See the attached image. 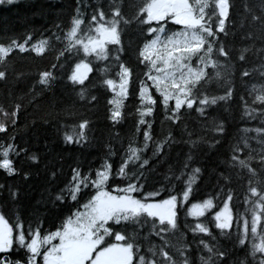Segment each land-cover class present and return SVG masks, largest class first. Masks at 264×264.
<instances>
[{
	"label": "trees",
	"instance_id": "16d2710c",
	"mask_svg": "<svg viewBox=\"0 0 264 264\" xmlns=\"http://www.w3.org/2000/svg\"><path fill=\"white\" fill-rule=\"evenodd\" d=\"M227 2L224 31L217 34L211 55L216 67L199 65L205 74L192 89L196 98L193 107L182 105L178 114H173L170 108L165 110L157 103L152 114L145 116L146 121H151L149 126L138 123L142 105L136 77L145 79L142 73L147 69L138 62L137 52L139 46L153 38L134 19L140 0H15L13 3L0 0V44L7 47L13 40L25 44V51L13 48L0 61V71L6 73L5 78H0V107L11 112L19 106L14 124L0 113V120L6 123V129L0 131V145L14 146L10 158L16 169L11 174L0 169V215L10 225L19 221L25 229L28 223L33 228L39 225L42 234L54 231L72 213L83 211L81 206L94 194L91 189L84 190L77 196L78 202L71 198L55 199L69 185L72 169L78 167L87 173L106 160L115 171L126 158L127 150L134 147L139 149L140 160L135 166L130 163L125 167L128 175H141L143 192L137 198L160 191L159 198L163 199L165 189L178 191L191 170L199 168L185 205L211 196L218 211L230 190L233 221L228 229L220 230L215 227L211 210L203 217H191L185 207L178 212L175 227H166L167 221L161 222L146 213L119 224L110 221L109 226L131 236L140 246L141 255L153 264H259L264 253L251 254L250 241L256 238L251 236L250 227L245 243H238L243 224L235 217L246 215L250 225V211H245L251 209L255 199H248L250 182L264 191L261 163L264 131H256L264 130V103L255 100L256 95L264 94V0ZM113 8H119L123 19L128 21L118 24L121 44H107V55L101 59L91 52L85 56L76 40L95 36V24L101 21L99 18L91 21L92 15L102 10L105 20H111ZM75 19L81 24L70 41L68 33ZM160 23L166 32L180 30L171 20ZM152 26L155 28L157 23L153 22ZM37 44H41V52L32 51V46ZM221 45L226 57L217 52ZM116 48L123 51L116 53ZM116 55L132 69V78L123 98L121 118L113 122L108 118L112 108L108 101L115 93L103 81L118 79ZM79 59H85L92 68L83 85L67 79L66 69ZM197 59L194 56L191 63L197 65ZM42 72L51 73L47 84L40 81ZM229 88L230 96L215 104L208 103L202 113L196 111L201 107L199 99L225 96ZM158 95L154 94V99ZM169 105L174 107L175 101L170 100ZM83 120L89 123L82 141L77 143L74 139L66 143L65 133L73 129L79 133ZM218 126H222V132L216 131ZM145 128L150 134L147 146L143 137ZM156 145H160L159 151ZM33 154L36 161L29 158ZM143 160H148V164L141 168ZM239 160H245L247 167L240 165ZM124 182L128 181L122 182L119 176L113 178V183L120 186ZM108 188L111 190V185ZM196 223L207 225L211 235L193 232ZM257 227L259 232L261 225ZM106 238L109 243L114 240V236ZM16 247L14 244L9 259L23 258V250L17 251Z\"/></svg>",
	"mask_w": 264,
	"mask_h": 264
},
{
	"label": "snow or ice",
	"instance_id": "6c2138e0",
	"mask_svg": "<svg viewBox=\"0 0 264 264\" xmlns=\"http://www.w3.org/2000/svg\"><path fill=\"white\" fill-rule=\"evenodd\" d=\"M13 2L15 0H8V3ZM228 10L227 0H211V3L210 0H192L191 3L190 0H140L134 19H137L143 28L152 34L153 38L139 46L137 52L138 62L147 69L142 73L145 79L136 77L139 80V99L142 105L138 110L139 124L150 126L151 121H146L145 116L152 114L153 105L157 103L163 105L165 110L170 108L173 114H178L182 105H187L188 108L193 107L196 98L192 94V89L205 73L202 67L193 68L186 61H191L196 56L198 57L197 65L203 63L216 67V61L211 59V55L214 44L217 42V34L224 31ZM111 16V20H105V13L102 10H97L96 14L92 15L91 21L95 22L98 18L101 21L95 24L96 35L87 36L85 34L86 39L76 40L77 44L82 45L85 56L91 52L97 59H101L107 55V44L114 46L121 44L118 24L121 22L127 24L128 21L123 19L119 8H113ZM213 18H215V30H213ZM167 20L181 26L180 30L166 33L164 24L160 22L167 23ZM153 22L157 23L155 28L152 26ZM80 24L79 19L73 21V26L68 33L70 41L75 37L77 26ZM13 48H18L23 52L25 44L17 43L15 40L11 41L7 47L0 44V61H3ZM42 50L41 44L32 46V51L41 52ZM115 51L120 53L123 49L116 48ZM217 52L220 56H227L222 45ZM115 60L118 68L115 75L118 79L103 81L107 88L115 93V96L108 101L112 105L108 118L113 122L121 118L123 98L127 95L129 80L132 78V69L126 63L121 62L119 55L115 56ZM158 63L160 67H157ZM91 71L90 63L85 59H79L69 69H66L69 73L67 79L74 84L83 85ZM153 72L156 74H152ZM246 74L242 73V75ZM5 77L6 73L0 71V78ZM49 78H51L50 72L40 73L41 83L47 84ZM231 93L232 89L229 88L225 96L211 98L205 96L199 99L201 107H197L196 111L202 113L204 106L208 103L215 104L217 100H224ZM154 94L159 95L154 99ZM170 100L175 101L174 107L169 105ZM255 100L264 103V94L256 95ZM18 108L17 105L15 109L8 112L0 107V113H3L14 124ZM88 123L87 120H83L79 124V133H76L74 129L65 133V142L72 143L74 139L77 143L81 142ZM5 129V121L0 120V131ZM216 131L222 132V126H218ZM256 131L264 130L257 129ZM143 137L145 146H147L150 138L148 128L143 130ZM13 147L11 143L7 147L0 145V169L9 174L16 171L13 159L10 158ZM159 148L160 145H156L157 151ZM138 152L139 149L130 147L125 153L126 158L123 159V163L115 171L106 160H102L95 169L90 168L87 173L81 172L78 167L73 168L69 185L61 189L55 199L71 198L77 201V196L87 189H91L94 194H91L90 199L81 206L85 209L84 211L72 213V216L64 220L54 231L42 234L39 225L33 228L32 224L28 223L25 229L24 224L19 221L10 225L5 217L0 215V264H153L141 255L140 246L133 241L131 236L122 235L121 231H115L113 226L107 224L108 221L119 224L120 221L127 220L130 216H138L140 213H146L148 217H156L161 222L167 221L166 227H175L177 214L185 207L187 215L191 217H203L211 210L210 214L216 228L225 230L230 227L233 221L232 209L229 207L233 193L230 190L226 192V198L223 199L222 207L218 211L213 206L214 197L211 196L185 205V201L189 200L192 194L194 180L200 172L199 168L191 170L188 179L183 182V186L178 191L176 188L165 189L163 199L159 198L160 191L144 193L142 198H137L143 192L141 175H128L125 166L130 163L135 166L140 160ZM13 154L18 155V153ZM29 158L33 161L37 160L35 154ZM261 163L264 164V158L261 159ZM147 164L148 160H143L140 167ZM239 164L247 167L245 160H239ZM249 171L254 173L252 169ZM116 176H119L122 182L125 180L128 182H124L123 186L115 184L113 178ZM176 179L179 180L181 177H176ZM109 185H111V190L108 188ZM174 191L177 194H173ZM247 191L251 193L248 199L255 198L251 209L245 210L246 213L250 211V225L246 215H237L235 219L243 224V230L239 232L238 243H245L249 227L251 236L256 238L250 241L251 254L255 256L257 252L264 253V191L252 186L251 182ZM248 199L245 200L246 204ZM258 224L261 225L259 232ZM192 231L211 235L209 227L203 223H196ZM113 236V242L109 243L106 237L112 238ZM201 243L205 248H209L204 241ZM14 244L17 246L15 250H23V258L9 259V253L13 250ZM209 251H211L210 248ZM164 255L167 256V253ZM217 255H223V253H217ZM259 264H264V257L260 259Z\"/></svg>",
	"mask_w": 264,
	"mask_h": 264
},
{
	"label": "rangeland",
	"instance_id": "374dc122",
	"mask_svg": "<svg viewBox=\"0 0 264 264\" xmlns=\"http://www.w3.org/2000/svg\"><path fill=\"white\" fill-rule=\"evenodd\" d=\"M179 26V25H178ZM179 28H181V26H179ZM166 33H171V32H166ZM162 37H163V34H162ZM186 63H188V64H190L193 68H197V67H201V66H197V65H194V64H192L191 63V61H186ZM157 67H160V65H159V63L157 64ZM203 68V67H202ZM204 69V68H203ZM154 74H156V73H154ZM85 210V209H84ZM83 210V211H84ZM133 216H130L128 219H130V218H132ZM73 219L75 218V217H72ZM127 219V220H128ZM108 222H110V221H108ZM108 222H107V224H108Z\"/></svg>",
	"mask_w": 264,
	"mask_h": 264
},
{
	"label": "flooded vegetation",
	"instance_id": "af4514ba",
	"mask_svg": "<svg viewBox=\"0 0 264 264\" xmlns=\"http://www.w3.org/2000/svg\"><path fill=\"white\" fill-rule=\"evenodd\" d=\"M107 239V238H106ZM16 257H18L17 255H15ZM41 256H42V252H41ZM18 258H20V257H18ZM17 259V258H16Z\"/></svg>",
	"mask_w": 264,
	"mask_h": 264
}]
</instances>
